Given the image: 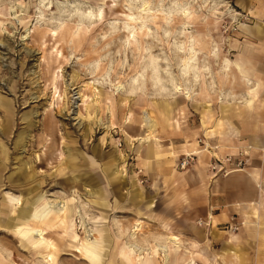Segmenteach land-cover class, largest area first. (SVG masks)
<instances>
[{
  "label": "rangeland",
  "instance_id": "obj_1",
  "mask_svg": "<svg viewBox=\"0 0 264 264\" xmlns=\"http://www.w3.org/2000/svg\"><path fill=\"white\" fill-rule=\"evenodd\" d=\"M79 8L102 16L80 23ZM131 11L142 17L130 21ZM257 18L264 19V0H0V264H122L115 251L137 217L139 240L151 243L140 264H163L154 236L168 229L178 235H167L166 264H264V28ZM192 38L197 81L192 72L184 79L186 54L177 52L182 43L188 53ZM152 55L167 90H156ZM226 58L261 80L251 102L234 65L222 68ZM135 77L141 88L128 93ZM144 109L156 124L140 142ZM254 166L259 187L247 173ZM9 192L22 195L18 212L43 203L39 217L58 220L46 229L58 254L23 244L9 224ZM49 197L71 203V219L50 208ZM249 201L256 213L242 203ZM79 206L92 241L99 227L105 234L102 262L84 253ZM128 257L136 264L133 252Z\"/></svg>",
  "mask_w": 264,
  "mask_h": 264
},
{
  "label": "crops",
  "instance_id": "obj_2",
  "mask_svg": "<svg viewBox=\"0 0 264 264\" xmlns=\"http://www.w3.org/2000/svg\"><path fill=\"white\" fill-rule=\"evenodd\" d=\"M263 20L264 19H262V18L261 19L260 18L256 19L255 26H256V28L258 30H261L262 28H264ZM226 60L229 61L228 68H225V65L227 64ZM226 60H225L226 64L224 63L225 65H223V68H225L224 70H226V69L228 70L229 68H231V65H234V67L239 72V75L243 79L245 85L247 86V90L245 91V97H244L245 101L248 102V103L251 102L252 97L256 94V92L258 90V89L255 90L253 88L256 87L257 85H258V88H259L261 86V80L257 76H255V78H252L251 76H249V74L247 72V69L244 66H242V64L240 62H238L237 60H232V59H229V58H226ZM237 65L240 66V69H239V67H237ZM247 79L250 80L249 83L247 82L248 81ZM225 95L226 94H224V96ZM223 106H226V104H224ZM143 111H148L152 115V112L149 111V110L144 109ZM152 117L154 118L153 115H152ZM154 120H155V118H154ZM216 122H217V124H221L223 122V120L218 118V120ZM155 124H156V120H155ZM146 130L148 131V129H146ZM146 130L141 132L140 135L136 137V139L139 140V138L143 134L149 133V131L147 132ZM209 130H211V133H212V131L214 129L213 128H209V129L206 130V132L209 131ZM245 148L249 149L250 146L247 144L245 146ZM198 151L199 150L195 149L192 152H198ZM233 170H237V169H232L230 171H233ZM247 173L249 175V178L255 182V185H257L258 187L261 186V180H260V177H259L260 167H258V166H254L253 168L251 167V169L248 170ZM10 194H12V192H9V194H5L6 201H8L9 204L11 205V207L9 209V213L11 214L10 215L11 218L9 220V224L15 229V232L18 233V235L20 237V240L23 242V244L35 248V250L39 253V255H42V254H45V253H48V254H51V255L58 254L59 253V249H61V248L57 247V244H56V242H55V240L53 238L46 236V240L45 241H40L33 235V232H32V230L37 229V228H41V229H45L46 230L48 227L58 226V224H59L58 220H55V224H53L54 222H52L53 221L52 219H45V218L39 217V215H41L43 213V209H41L42 213H40V210L38 209V206L43 205V203L40 204V205H36V203H35V205H31L30 207H25V208L21 209L20 212H18L16 208L19 205H22V195L21 194L20 195H16V194L10 195ZM17 196H19V199L16 198ZM59 199H63V198H59ZM36 201H37V199H36ZM36 201H33L32 204L34 202H36ZM242 203L251 204V207H252L253 211L255 213L257 212V207L253 206L255 201L242 202ZM149 205H153V203H149ZM69 206L70 207L68 208V204H67V206H66L67 210L65 209L63 211V213H61V215H64V219H66V217H70L69 219H71L72 212L75 211V207H73L71 203L69 204ZM79 207H81V206H79ZM79 207H77V209ZM77 216L79 217L78 214H77ZM212 216H213V214L210 213V218H212ZM79 219H80V217H79ZM138 221L141 223L140 228L136 227V223ZM96 225H97V223L94 222L95 229H97ZM117 227L120 228V229H118V231L120 233H122V232L124 233L126 231V230L124 231V229H122L119 224L117 225ZM141 227H142V219H140L139 217L135 218L133 220V222L131 223V226L126 231L128 239L123 241L122 242V246H118V248L116 249L115 253H116V255H119V258H120V261H121L122 264H135L128 257V255H132V251L135 254V260H136L135 262H136V264H140L141 263L140 262V258H141L140 255L144 254V252L146 250V247H148V246H146V243H147V245L149 243V241H147V239H143L142 241L139 240L138 231L141 229ZM92 228H93V225H92ZM99 231H100L99 232V236H98L99 241L94 244L95 246L98 245L99 247L98 248H93V247L91 248L90 246H86L84 244L85 245V248H84L85 252L84 253L87 254L88 258H93L94 257L93 261H97L96 259H99V262H102V260H103V258L105 256V253H106V247H105V245H106V241L105 240L106 239H105V234L102 233V228L101 227H99ZM130 232H135L136 235H134L133 233H130ZM172 233L177 234V233H175V232H173V231L168 229V231L159 233V234H162L161 236L160 235H155L154 237L155 238H157V237L158 238L159 237H166V238H168L167 242L169 244L170 238L167 235L172 234ZM133 236H134V238L132 239ZM68 239H69V241H71L69 244L74 248V246L71 244L72 242H74V237L71 236V235H68ZM135 242H138L139 245H141V248H142L141 252H137L135 249H132L129 246L131 243H135ZM172 242H173L174 246L181 245V243H179V242H177L175 240L174 241L172 240ZM150 244L151 243H149V245ZM155 244H157L156 240H155ZM156 248H157V245H156ZM180 248H181L180 246L176 247V249H180ZM158 251L161 252L160 250H158ZM186 251L189 252L188 250H186ZM92 253H94V254H92ZM169 253L170 252H169V247H168V254ZM160 255L162 256V253H160ZM162 259H163V263H164L163 256H162ZM190 259L193 260V258H188L183 264H186V262L188 260H190Z\"/></svg>",
  "mask_w": 264,
  "mask_h": 264
},
{
  "label": "bare ground",
  "instance_id": "obj_3",
  "mask_svg": "<svg viewBox=\"0 0 264 264\" xmlns=\"http://www.w3.org/2000/svg\"><path fill=\"white\" fill-rule=\"evenodd\" d=\"M179 6V5H178ZM177 6V8H178ZM69 10V8H68ZM178 12H181V14L184 16V17H187L189 14H190V8L188 6H179V8L177 9ZM67 11V10H66ZM78 18H79V22L82 23L84 22L85 19H89L91 20L94 16H102V10L99 9L97 12L93 9H90L89 11H85V10H81V8H79L78 10ZM140 13H146L147 15L150 13V9H142L140 10ZM168 19L171 20L173 18V16L175 15L174 13V10H171L169 11L168 13ZM128 17L130 19V21H134V20H138L140 17L142 16H138L136 15L134 12H130L128 14ZM148 21V20H147ZM146 20L142 21L144 23H147ZM137 22V21H136ZM79 23V25H80ZM135 23V22H134ZM263 23H264V20H263ZM61 24V23H60ZM126 27L127 29H129V32L131 33V36H136V34H138V32L136 31V26H133L131 24V22H126ZM186 27V26H184ZM185 29V28H184ZM152 34V33H151ZM195 38H192V43H191V46L189 48V51L188 53H186V49L184 50V45L181 43L179 46H178V49L179 51L177 52H180L182 53L181 55H183V53L186 54L185 57H182L183 59V63L181 64V72L183 74V77L184 79L190 77V73L192 72V77L194 78L195 81L199 80V77H200V66H199V63H198V49L196 48L195 46V42H194ZM177 43V42H176ZM190 45V44H189ZM177 49V50H178ZM217 52H215L216 54ZM150 59V58H149ZM151 70L153 71V78H154V81H155V84H156V90L158 92H161L162 90H167V86L162 82V77H160V67H159V62H158V58L154 55L151 56ZM167 60V59H166ZM227 64L225 65V68H228L229 66V61H227ZM237 67H239L240 69V66L237 65ZM145 68V67H144ZM147 68V67H146ZM223 68V67H222ZM224 68V69H225ZM169 69V68H167ZM166 69V70H167ZM206 69L209 71V67ZM204 69V70H206ZM227 70V69H226ZM146 71V70H145ZM162 72V71H161ZM167 74V73H166ZM165 74V75H166ZM170 74V73H169ZM164 75V73H163ZM168 76V75H166ZM174 76V75H173ZM141 78H144V73H141L140 75ZM140 78V79H141ZM170 79V78H169ZM133 82H132V85H131V88L130 90H128V93H131L133 91H135L137 88H141L140 84H139V78H134L132 79ZM144 80V79H143ZM165 80V79H164ZM163 80V81H164ZM187 80V79H186ZM248 83L250 82L249 79H247ZM170 81V80H169ZM185 81V80H184ZM166 82V81H165ZM172 82V81H171ZM177 82V81H176ZM190 82V80H189ZM193 82V80H192ZM141 83H144V81H142ZM139 84V85H138ZM173 84V83H172ZM178 84V82H177ZM185 84V83H184ZM192 84V83H191ZM174 86L176 84H173ZM154 86V85H153ZM177 87V86H176ZM155 88V86H154ZM253 88V87H252ZM174 89V88H173ZM178 89V88H177ZM253 89L257 90L258 89V85L256 87H254ZM187 90V89H186ZM190 91V90H189ZM189 95V94H187ZM190 96V95H189ZM89 115V114H88ZM143 119L145 121V123L148 125V131L152 130V128L155 126V120L154 118L152 117V115L150 114V112H145L144 113V116H143ZM147 131V130H146ZM147 131V132H148ZM149 137V133H145L143 134L139 140L140 142L143 141V140H146L147 138ZM17 199H19V196L16 197ZM83 205V204H82ZM48 206H50V208H53L55 211H57L59 214L63 213V211L66 209V206H67V201L65 199H59V198H52V197H49L48 198ZM84 206V205H83ZM67 210V209H66ZM53 212V210H52ZM51 212V213H52ZM76 213L79 215L80 217V222H81V225H82V228L85 232V245H89L90 242L91 243H96L97 242V239L95 237V240L92 241V236L94 235L93 234V229L91 227H89L90 225H88V220L90 219V217L87 215L88 213H84L83 212V209L81 207H79L78 209H76ZM50 215V214H49ZM88 219V220H87ZM96 223V222H95ZM98 225V224H97ZM118 225V224H117ZM118 229H120L118 227ZM33 232V235L40 241H45L46 240V233L47 231L45 229H41V228H37V229H34L32 230ZM130 236V235H129ZM161 236V235H160ZM131 237V236H130ZM134 238V236L132 237V239ZM99 240V239H98ZM156 240V245H157V249L160 250L162 253V256L164 258V263L166 264V262L168 261L169 259V255L170 253L168 254V238L166 237H157L155 238ZM144 242V241H143ZM147 245V243H146ZM95 246V245H94ZM132 249H135L137 252H141L142 251V248H141V245H139L138 242H135V243H131L129 245ZM177 246H180V245H176ZM92 248V246H90ZM129 247V248H130ZM179 248V247H178ZM89 249V248H88ZM93 250V249H92ZM96 251V250H95ZM94 252V251H93ZM133 252V251H132ZM187 252V251H186ZM94 254V253H92ZM137 254V253H136ZM89 255V254H88ZM151 255V254H150ZM94 258V257H93ZM137 258V257H136ZM96 259V258H95ZM97 260V259H96ZM151 262V261H150ZM163 263V264H164ZM14 264H17V263H14ZM186 264H194V261L193 260H188L186 262Z\"/></svg>",
  "mask_w": 264,
  "mask_h": 264
},
{
  "label": "built area",
  "instance_id": "obj_4",
  "mask_svg": "<svg viewBox=\"0 0 264 264\" xmlns=\"http://www.w3.org/2000/svg\"><path fill=\"white\" fill-rule=\"evenodd\" d=\"M185 163H186V161H182V162H181V165L183 166Z\"/></svg>",
  "mask_w": 264,
  "mask_h": 264
}]
</instances>
